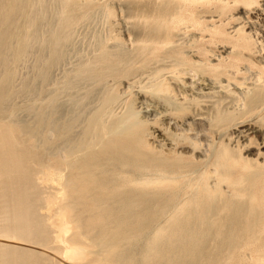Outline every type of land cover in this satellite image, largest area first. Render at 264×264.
<instances>
[{
  "label": "bare ground",
  "instance_id": "6f19581e",
  "mask_svg": "<svg viewBox=\"0 0 264 264\" xmlns=\"http://www.w3.org/2000/svg\"><path fill=\"white\" fill-rule=\"evenodd\" d=\"M101 1L0 0V113L13 109L18 97L31 102L21 110L31 116L30 120H24L17 115L20 111L13 109L7 114L13 119L15 116L12 125L0 127L2 169L17 170L30 156L54 160L55 171L49 168L54 173L52 180L61 186L68 200L52 221L57 231L54 237L63 248L61 260L80 264L92 254L68 239L78 229L71 221L77 207L82 208V215L106 222L94 242L101 249L95 254L108 256L113 264H222L223 260L227 264L235 250L255 244L262 249L256 234L264 231L263 212L258 208L264 202L262 190L258 192L264 174V152L257 155L262 163L257 159L251 164L248 158L234 156L231 146L223 141L216 153L205 133L219 132L221 137L226 134L228 141L234 135L237 144L240 140L250 143L254 135L261 133L260 145L264 148V115H259L264 110V81L258 79L241 89L239 84L233 85L230 76L231 69L238 70L230 59H246L252 33L238 26L232 35L217 29L214 23L209 25L207 18L226 16V0ZM234 3L251 7L256 1ZM94 20L104 27L103 34L97 30L93 35L94 55H79L73 69L63 74V82L50 92L48 100L44 99L54 71L67 63L76 28ZM188 29L207 33L209 45H229L231 51L224 58L213 54L219 58L217 65L211 60L203 64L191 59L190 49L199 41L192 36L184 45L181 32ZM201 52L213 53L204 46ZM29 59H35L33 75L17 87V67ZM189 73L199 77L202 85L197 93L189 94V90L179 98L173 84H180V76ZM109 80L126 85V90L138 89L134 96L129 95L130 99L119 100L123 106L119 117L114 112V108H120L116 104L119 98L109 93L112 86L106 88ZM234 102L240 103L238 114L230 112ZM150 117L154 123L172 117L180 123L178 127L175 122L174 128L160 137L158 153L147 142L156 133L148 129ZM246 117L256 120L257 129L247 128L241 121ZM233 130L236 132L231 137L228 132ZM187 132L194 136L188 137ZM16 135L33 143L34 154H17ZM184 144L191 146L196 165L183 162L185 152L177 149ZM238 160L253 169L239 175L233 187L235 196L227 200L214 176H224L229 170L209 169L218 165L224 168ZM200 166L206 170H198ZM61 170H67V175L62 177L58 172ZM14 203L11 201L10 207ZM162 222L166 223L163 227ZM129 232L137 233L141 242L128 244L121 253L119 245Z\"/></svg>",
  "mask_w": 264,
  "mask_h": 264
},
{
  "label": "rangeland",
  "instance_id": "374dc122",
  "mask_svg": "<svg viewBox=\"0 0 264 264\" xmlns=\"http://www.w3.org/2000/svg\"><path fill=\"white\" fill-rule=\"evenodd\" d=\"M78 1L81 3H83V1H84V3H86L90 0H78ZM92 1H93V3H95V2L99 3V4L102 3L101 0H92ZM255 1H256L255 5H253L251 7H245V6H243L242 3H234V0H226V3H228V4L226 5V8H225V14H226L225 17L219 19L218 17L215 16V18L212 20L207 18V21H210V22H208L209 25H212V23H214L217 29H223L227 33H230L232 35H233V31L235 29H237L238 26L243 27L246 33H249L250 35L252 33V36H250L251 38L249 41L250 47L248 50L245 51L246 59H244L240 62H236V60L230 59V63H233V64L238 66V70L235 68H234V70L231 69V75H230L232 79L234 78L233 79V82H234L233 85L239 84L238 88H241V87L245 88L247 85L259 82V80L264 81V17H263L264 13L261 12L264 9V0H255ZM205 8H208V7H205ZM257 10H259V11H257ZM230 16L234 17V19L226 20V17L229 18ZM236 19H241V20L236 21ZM261 20H263V21H261ZM240 22H241V24H240ZM99 24H100V26H99ZM85 27H86V29H85ZM97 30L99 31V33ZM103 30H104V27L99 22V20H94V21H91L89 23L79 25L76 28V31H75L76 33H74L75 36L73 35L74 38L72 37L73 47L71 45V47H70L71 50H69L70 54L68 53L69 55H68V59L66 61L67 63L62 65L56 71H54L53 83L50 85V87L49 86L47 87L46 93L43 94V96L46 95L45 97H43L44 99L48 100L50 92L55 90L59 86L61 81L63 82V78H64L63 74H65L67 72V70L70 71L71 69H73L76 61L79 58V55L82 54L83 56H86V57L87 56L90 57V56L94 55L92 53V45H91V44H93V35L95 33L103 34L104 33ZM101 31H102V33H101ZM247 31H249V32H247ZM181 34H182V37H181L182 42L184 43L185 46L188 44L187 41L192 36H195L198 39L199 44H197V46L200 45V47H199V49L197 46L194 47L193 49H190L192 51L190 52L189 57L195 61H197V59H198L199 61L203 62V64L207 63V60H211L214 65H217L219 58L213 56V54L216 56L220 55L221 57L224 58V57H226L227 53L231 51V46H229V45H222L221 43L209 45L208 44V34L203 33L199 30L193 31L191 29H188L186 31H182ZM88 36H90V38ZM90 39H91L92 43L90 42ZM202 46L211 50L213 53L208 54V53L201 52ZM90 48H91V50H90ZM75 50L78 53V55L75 52ZM72 53L75 54V56ZM34 63H35V59H29L24 65L17 67V78L15 80V85L17 87H19V85L21 84V82L23 80L29 79L32 77V75H33V69L32 68H33ZM245 64L246 65L249 64V65L246 66ZM11 66H14V64H11ZM223 67L224 66H222L221 68H223ZM251 67H252V69H251ZM166 77H169V76H166ZM190 77H193V79ZM194 77H197V76H195L193 73H189V74H187V76L182 75V76H180V81H179L180 84L177 82L175 83L176 85L173 84V86H176V88H177L176 91L178 93H176V95H178L179 98H181L182 95L189 90L192 91L191 93L189 91L188 92L189 94L197 93V91L201 87L202 83H201V79L199 77H197V78H194ZM206 79H210V78L207 77ZM249 80H250V82H249ZM171 83H173V82L171 81ZM107 84L108 85L106 86V88H108V90L112 86L109 90V93H111V95H115V96H117V98H119L117 101L118 103H116V104H119L118 107L120 106V108H114V112L116 113L115 116L119 117L122 113V108H123V106H121V104H122L121 101L126 99V98H127V100L130 99L129 95L134 96L138 92V89L136 88V89H132V90H126V88H127L126 85H125V87L115 85L110 80L107 82ZM183 85L184 86L186 85L185 88L182 87ZM191 87H193V88H191ZM182 88H183V90H182ZM233 88H234V86L231 87V89H233ZM243 88H241V89H243ZM49 89H50V91H49ZM115 91H117V93ZM47 92H49V93H47ZM127 92L128 93L130 92V94H128ZM18 98L14 102L13 109L15 110V112L19 110L20 112H17V115L20 114L19 116L21 118L28 121V120H30L31 116L29 117V115H26V113H24V112L21 113L22 112L21 110L25 109L28 106V104L31 102L27 98H24V97L23 98L18 97ZM61 98H62V101L65 100L63 97H61ZM146 99H147V101H149V98H146ZM47 100H43V102H45ZM119 100H121V101H119ZM116 104H115V107H116ZM232 106H233L232 110H231V106H230V112H232L234 114H238L239 112H241L240 107H239L240 103L234 102V104H232ZM13 109L9 108L8 112H6L4 114L0 113V127H5V126L7 127V126L12 125V123L14 122L15 116L13 119L12 114L10 116H8L7 114H10ZM116 109H119V110H116ZM117 115H119V116H117ZM259 115H264V110L262 112H260ZM152 116H154L153 113H152ZM151 119H153V117H150L148 129L150 130V133L153 131H155L156 133H155L154 137L147 138V142L150 145V149H152L154 152L158 153L160 151L158 148L159 142L162 139V138L160 139V137H162L163 134H168L169 128H172L174 126L175 122H176V124H178V127L180 126V123L178 121H176L175 118H173V117L169 120L170 122L167 120L162 121V119H158L154 123L153 121H151ZM247 119H249V120H247ZM171 120L172 121L174 120V122H172ZM251 120H253V121H251ZM241 121L245 122L246 125H248L247 128L248 127L249 128H255L256 127V129H257V127H258V125L256 124V120L253 117H246ZM241 121H239V122H241ZM170 123H171V125H169ZM237 123H238V121H237ZM160 124H162V125H160ZM178 127H177V130H179ZM170 131H172V129H170ZM180 131L181 130H179V133H181ZM234 132H236V131H234V130H233V132L229 131L228 132L229 136L232 137L231 134H233ZM157 133L159 134V136ZM191 133L187 132L186 134L188 135V137L191 138V136H194V133L193 132H191ZM205 133L207 135L206 137L209 139V141L213 145L212 149H215V151H217L216 153L219 152V150L221 148V143L224 141L225 144H229L231 146V149L234 151V153H233L234 156H237V157L241 156L242 158H245V159L248 158L247 160L250 161L251 164L256 163L257 159H258V161L259 160L261 161V162L259 161L260 163H262V160H261L262 158H257L258 152H264L263 151L264 148L262 149V146L260 145L261 141H262V137H259V136H261V133H259L260 135L259 134L254 135V137H252V138H251V136H253V135L249 136L248 139L251 138L250 143H249V140H247V141L240 140L238 144L234 140L235 139L234 135L231 138V140L228 141V137H227L228 135H226V134H222V137H221V134L219 132L218 133L215 132L216 134L215 133L210 134L208 132H205ZM219 136L221 137L220 139H219ZM216 137H218V138H216ZM192 138H194V137H192ZM216 141H217V143H216ZM15 142L16 143H15L14 150L16 149V152L18 155L20 153H22L23 151L29 152L30 154H34V151H32L33 143L28 141L27 138L20 137L19 135L18 136L16 135ZM215 143H216V146L214 145ZM153 145H154V148H153ZM252 145L254 146V148ZM255 146H256V148H255ZM189 147H191V146L188 144H184L183 148H179V149H177V151L178 150L181 151V149L184 150L185 154L182 157L183 162H185L186 164H190V165H192V164L196 165V161L194 160V158H192V156L190 154L191 148L189 149ZM157 148H158V150H154ZM247 149H249V150H247ZM0 153L2 155V156H0L1 157L0 158V231H1L0 232V243H1L0 244V264H66L65 262H63L61 260L63 248L56 241L55 237L57 235V231H56V228L53 226L54 222H52V221H55V218H56L55 213L58 211V209L64 205H66L68 203V200L66 198V195L65 196L62 195L63 193L61 192V186H59L58 184H56L52 180L54 178L53 172L55 171L53 169L54 160H52L51 157L47 158L45 156L43 158L44 160L42 159V161H41L40 159L34 158V156H30L29 160L26 163H24L21 167H19V169H17V170H15V169L14 170H4V169H2V167H3L2 162H4V154L1 151H0ZM164 153H166V152H164ZM49 160H50V162H48ZM231 163L232 162H230L224 168H221L218 165V166H212L209 169L211 171L212 170H220V171L221 170H229L228 173L224 176H222V175L214 176V180H216V182H218V184H219V190L223 193V196L226 199L227 198L228 199L234 198L235 192H234L233 187H234L235 182L237 181V178L239 177V175H241V173H244L246 170L253 169L250 166L242 164V162H240V161L236 162V163L233 162V164H231ZM201 167H203V166H200L197 169L202 171V172L204 170H206L205 168L203 169ZM49 168H51L53 170V172ZM189 168H191V170H196V169L192 168V166ZM58 172H60L62 177H64L68 173L67 170H61ZM222 181H223V184H222ZM258 189H259L258 192H260L262 190V192L264 194V174H263L262 180H260V182H259V188ZM58 192L61 193V195ZM226 194L228 195V197ZM60 199H61V203L63 202L62 204L60 203ZM263 200H264V198H263ZM11 201H12V203L15 202L14 204H16V203L17 204L15 206L13 205L14 207L13 206L10 207L9 204H11ZM56 206H57V208H56ZM11 208H13V209L11 210ZM258 208L260 210H262L263 217H264V202L261 201ZM52 210H53V212H52ZM94 219L88 217L87 215H82V208H80V207L75 208V212H74L73 217L71 218V221L73 222V224L78 225V229H76L75 231H72L71 234L68 235V239L71 242L76 243V244H78L84 248H87V250L92 252V254L85 261H83L80 264H113L110 262V258L108 256H106V255L101 256V255L95 254V252H98L101 249L97 248L95 246L94 242H96L97 239L99 238V236L101 235L102 228L106 225V222H104L100 219H97V218H94ZM213 219L217 220V217H214ZM162 224H160L162 227L166 225V223H163V222H162ZM3 231H4V233H3ZM2 234H3V236H2ZM260 234H261V236H260ZM256 235H258V238H260V241L262 243L261 245H263V248L261 249L258 245L255 244V245L245 246L244 248L239 249L240 251L235 250L234 252H232L230 254L229 257H231V261H229L227 264H236V263L239 264L238 262L241 263V261H242V264H244V262H245L244 260H246V259H248L247 260L248 262L246 261L245 264H263L264 263V254H263V251H264V240H263L264 231L258 232ZM6 236H8V237H6ZM2 239L3 240L6 239L7 241L6 240L3 241ZM140 240H141V238H139L137 233L129 232L126 235L125 240L119 245L118 251L123 253V251L125 252L127 250L128 244L136 245V244H139V242H141ZM13 241H16V243L15 242L13 243ZM17 242H18V244H17ZM246 247L248 249H246ZM249 248L251 250H249ZM255 248H256V250H254ZM258 250H259V253H258ZM244 251H246V252L248 251L250 253L245 252L246 255L244 256V255H242L243 254L242 252H244ZM133 253L134 254L136 253L134 256H136V258H138L137 257V256H139L138 251L137 252L135 251ZM252 258H253V260H252ZM255 258L257 260H255ZM239 259L241 261H239ZM232 261H233V263H232ZM126 262H128V260H126ZM222 264H224V260H223Z\"/></svg>",
  "mask_w": 264,
  "mask_h": 264
}]
</instances>
